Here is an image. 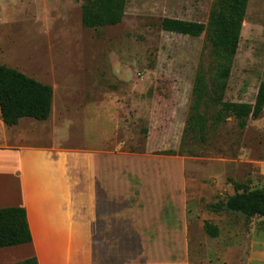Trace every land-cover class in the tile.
<instances>
[{
  "label": "rangeland",
  "instance_id": "obj_1",
  "mask_svg": "<svg viewBox=\"0 0 264 264\" xmlns=\"http://www.w3.org/2000/svg\"><path fill=\"white\" fill-rule=\"evenodd\" d=\"M84 4L1 0L0 63L50 85L71 152L101 157L97 264H264V217L219 207L237 187L264 188V109L244 128L227 115L210 119L204 138L186 133L198 75L209 87L201 113L255 102L264 0H249L224 80L206 32L162 28L166 17L207 24L215 0H127L120 23L95 27L83 23ZM12 252L0 259L21 255Z\"/></svg>",
  "mask_w": 264,
  "mask_h": 264
},
{
  "label": "crops",
  "instance_id": "obj_2",
  "mask_svg": "<svg viewBox=\"0 0 264 264\" xmlns=\"http://www.w3.org/2000/svg\"><path fill=\"white\" fill-rule=\"evenodd\" d=\"M53 113L52 106L45 120L23 117L9 126L0 106V208L24 207L32 233V242L2 248L0 258L7 251L21 255L0 264L33 256L39 264H97L95 230L106 196L101 157L71 152L68 125L56 123Z\"/></svg>",
  "mask_w": 264,
  "mask_h": 264
},
{
  "label": "trees",
  "instance_id": "obj_3",
  "mask_svg": "<svg viewBox=\"0 0 264 264\" xmlns=\"http://www.w3.org/2000/svg\"><path fill=\"white\" fill-rule=\"evenodd\" d=\"M127 0H85L83 23L88 27L113 25L122 21ZM249 0H215V8L207 24L198 21L166 17L162 28L191 37L206 32L213 55L219 60V78L226 79L237 53L241 31ZM53 88L24 72L0 63V106L3 119L9 126L16 125L23 117L47 119L52 111ZM209 99V87L205 77L198 75L193 90L192 109L186 126L187 135L196 133L197 139L205 137L210 119L221 122L233 115L241 128L250 118H258L264 109V80L260 83L254 103L220 102L213 116L201 113L200 108ZM225 204L228 206L226 207ZM220 208L241 212L248 217H264V188H236ZM217 208V207H216ZM218 209V208H217ZM210 235H218V229L205 223ZM32 242L26 209L22 206L0 208V248ZM13 264H39L33 256Z\"/></svg>",
  "mask_w": 264,
  "mask_h": 264
},
{
  "label": "water",
  "instance_id": "obj_4",
  "mask_svg": "<svg viewBox=\"0 0 264 264\" xmlns=\"http://www.w3.org/2000/svg\"><path fill=\"white\" fill-rule=\"evenodd\" d=\"M225 206L227 207L228 205H227V204H225Z\"/></svg>",
  "mask_w": 264,
  "mask_h": 264
}]
</instances>
